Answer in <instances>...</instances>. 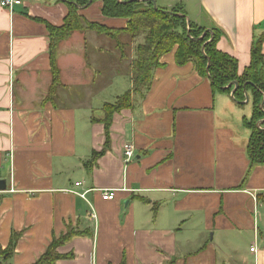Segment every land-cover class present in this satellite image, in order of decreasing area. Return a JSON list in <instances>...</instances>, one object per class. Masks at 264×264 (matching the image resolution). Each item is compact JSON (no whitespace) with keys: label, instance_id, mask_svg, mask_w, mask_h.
Instances as JSON below:
<instances>
[{"label":"crops","instance_id":"1","mask_svg":"<svg viewBox=\"0 0 264 264\" xmlns=\"http://www.w3.org/2000/svg\"><path fill=\"white\" fill-rule=\"evenodd\" d=\"M22 2L0 8L1 247L19 236L9 263L34 264L71 232L56 264H264V164H252L245 126L251 96L240 105L215 92L193 63L177 64L174 50L154 69L147 93L132 94L131 109L114 114L107 136L104 106L132 91L142 39L121 37L122 55L112 38L73 33L55 51L61 85L52 94L47 25L62 26L69 7ZM101 3L80 15L126 29L127 20L102 15ZM156 3L218 29L217 47L238 61L239 74L259 41L264 56V0ZM105 191L115 198L103 200Z\"/></svg>","mask_w":264,"mask_h":264},{"label":"trees","instance_id":"2","mask_svg":"<svg viewBox=\"0 0 264 264\" xmlns=\"http://www.w3.org/2000/svg\"><path fill=\"white\" fill-rule=\"evenodd\" d=\"M60 1L69 7L63 25L60 27L47 25L53 67L52 94L61 85L55 51L59 44L68 40L73 33L95 31L99 35L112 38L117 41L122 55H124L125 44L121 42V37L128 36L133 41L142 39V42L136 46L135 58L131 64L132 91L119 97L115 103L104 106L103 123L108 136L114 114L124 109H131L132 94L147 93L152 82L153 71L160 65L161 58L176 50L177 64L184 66L193 63L197 71L211 81L215 92L231 95L234 86L230 89L226 87L235 83L237 89L233 99L238 104L242 105L245 102L246 94L251 96L253 114L251 120L245 121V126L252 130L248 154L253 165L264 164V129L257 126L258 122L264 119V112L261 110V104L264 101V56L261 51V41L257 42L252 49L250 66L244 70L243 74H239L238 61L221 52L217 47L222 35L220 31L214 29L209 32L192 22L188 31L187 16L181 8L171 11L156 8L153 3L156 0H101L103 3L101 12L104 17L128 21L126 29L112 30L96 23H89L80 15V7L88 5L90 0ZM95 1L100 0H92V4ZM100 155L95 152L93 160L86 163V167H92V162H95ZM72 235L73 233L68 232L59 239L54 238L46 252L34 264H56L61 259L58 249ZM18 239L19 236L14 235L6 249L0 245V264H10Z\"/></svg>","mask_w":264,"mask_h":264},{"label":"built area","instance_id":"3","mask_svg":"<svg viewBox=\"0 0 264 264\" xmlns=\"http://www.w3.org/2000/svg\"><path fill=\"white\" fill-rule=\"evenodd\" d=\"M23 4L22 0H0V8L13 10L17 6ZM123 155L127 162L131 161L135 156V147L133 145H125L123 150ZM80 185V184H77ZM103 200H113L115 198L114 191H105L103 192ZM255 249L252 248L251 252H254Z\"/></svg>","mask_w":264,"mask_h":264},{"label":"water","instance_id":"4","mask_svg":"<svg viewBox=\"0 0 264 264\" xmlns=\"http://www.w3.org/2000/svg\"><path fill=\"white\" fill-rule=\"evenodd\" d=\"M154 3V5H155V7L157 8V3H156V1H154L153 2ZM90 4H92V0H90L89 1V4L88 5H86L85 7H83V8H81L80 7V9H85V8H87ZM187 23H188V31L190 30V25H191V22H190V20H189V18L187 17ZM209 32H211V31H209ZM208 67H209V65H208ZM207 70H208V68H207ZM234 86V88H233V90H232V92H231V96L234 98V93H235V91H236V89H237V84H235V83H233V84H230L229 86H227L226 88H232ZM249 102V96H248V94H246V101H245V103H248ZM261 110L264 112V101L262 102V104H261ZM262 124H264V120H261L260 122H258V124H257V126H258V128H261V125ZM7 190V182L6 181H0V192H5Z\"/></svg>","mask_w":264,"mask_h":264},{"label":"rangeland","instance_id":"5","mask_svg":"<svg viewBox=\"0 0 264 264\" xmlns=\"http://www.w3.org/2000/svg\"><path fill=\"white\" fill-rule=\"evenodd\" d=\"M97 2H102V1H95V3H97ZM101 5L103 6V3H101ZM102 8V7H101ZM104 36V35H103ZM118 91H121V90H118ZM118 94H120V93H118ZM112 99V98H111ZM248 105H244L243 107H247ZM249 108V107H248Z\"/></svg>","mask_w":264,"mask_h":264}]
</instances>
